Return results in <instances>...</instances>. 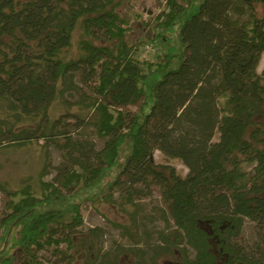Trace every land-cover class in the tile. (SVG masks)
Here are the masks:
<instances>
[{
    "label": "trees",
    "instance_id": "trees-1",
    "mask_svg": "<svg viewBox=\"0 0 264 264\" xmlns=\"http://www.w3.org/2000/svg\"><path fill=\"white\" fill-rule=\"evenodd\" d=\"M258 4L264 8V0H168L154 35L165 50L159 61L142 65L132 55L119 0H0V147L41 139L67 162L52 182L40 173L38 192L29 183L2 188L10 197L2 236L17 249L19 264H43L37 251L45 247L76 264L71 251L82 225L81 194L93 191L109 201L117 192L134 207L154 186L165 227L156 231L155 245L144 234L146 249H131L132 264H160L175 251L180 264H264V67L257 72L264 14H256ZM76 75L93 98L74 84ZM72 90L79 95L73 106L85 112L72 117L80 126L93 112L100 149L71 140L62 119L68 112L50 115ZM154 150L179 160L187 173L155 163ZM130 219L136 229V217ZM246 221L255 228L251 243L242 240ZM88 236L80 242L86 248L76 249L80 264H115L117 254L109 263L96 248L98 231ZM8 254L0 247L1 262L11 261Z\"/></svg>",
    "mask_w": 264,
    "mask_h": 264
},
{
    "label": "rangeland",
    "instance_id": "rangeland-1",
    "mask_svg": "<svg viewBox=\"0 0 264 264\" xmlns=\"http://www.w3.org/2000/svg\"><path fill=\"white\" fill-rule=\"evenodd\" d=\"M176 1L184 4L186 0ZM167 2L168 0H119L118 12L124 17L129 27L128 40L135 45L132 55L142 65L159 61L158 55H161L165 50L162 42L154 40V35L157 31L155 26L157 18L165 12ZM255 11L258 16L264 14V8L261 4L256 6ZM243 19H246V16ZM263 67L264 51L261 53L257 72L260 73ZM74 84L89 98L94 97L91 87L84 85L78 75L74 78ZM90 85L92 86L93 82ZM78 97L76 90L66 92L64 98L67 102L55 101L50 109V115L57 116L68 112L69 116L62 119L70 131L69 137L71 140L88 142L94 145L96 149H100L103 141L92 125L93 112L85 117L80 126L76 124L77 120L72 117L73 114L78 113L77 106H73V102L77 101ZM125 110L134 112L136 106H128ZM82 114L84 115L85 112H82ZM259 120L264 122V117H260ZM217 136V132L214 133V141L217 140ZM58 141V143H62L63 138ZM43 142L40 139L37 142L33 141L13 150L0 147V247L2 249L9 248L8 256L11 259L9 263H3L0 260V264H19L17 249L11 248L9 240L2 236L1 220L9 212L7 205L10 200V197L2 188L12 191L23 187L24 183H29L32 189L35 188L38 192L41 172H44L42 181L52 182L58 168L67 164L62 151L58 147L50 145L48 148H43ZM127 150L128 145L125 143L121 150V156H124ZM152 157L155 163L172 165L180 175L184 176L187 173V168L179 160L165 157L159 150H154ZM74 169H77V167H74ZM91 193L93 196H91ZM91 193L88 195L83 193L77 199V202L80 203L82 225L79 227V234L74 237L76 247L71 251L76 256V264L81 263V255L76 252V249L86 248L85 245L80 244L81 238L87 239L91 229L98 231L99 237L96 248L100 250L101 255H104L109 263H114V254H117L115 264H132L135 258L131 249H139L140 247L146 249L145 233L150 235L152 245L157 243L156 231L165 227L164 220L159 212V208H164V205L158 187H152L151 192L145 197L135 198L136 206L134 207L122 204L117 192L113 193L109 201H105L104 198L96 199L94 197L97 193L93 191ZM131 215L136 217V229L131 224ZM201 227L208 233L211 232L206 223H201ZM173 228L171 225L168 230ZM255 235L253 224L246 221L242 240L251 243L255 240ZM212 245L213 252L217 254L213 240ZM87 246L90 247L89 244ZM58 249L64 253L69 252L64 244H61ZM84 252L82 251V253ZM37 255L43 264H66L64 260H60L54 254L53 247H45L37 251ZM159 263L180 264V254L175 251L171 255L161 257Z\"/></svg>",
    "mask_w": 264,
    "mask_h": 264
}]
</instances>
